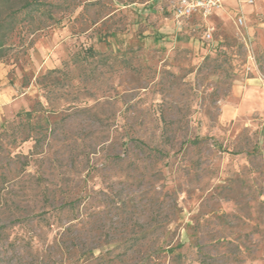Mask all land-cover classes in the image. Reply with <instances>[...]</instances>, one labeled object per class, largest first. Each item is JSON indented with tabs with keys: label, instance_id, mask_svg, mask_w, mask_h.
I'll return each instance as SVG.
<instances>
[{
	"label": "rangeland",
	"instance_id": "rangeland-1",
	"mask_svg": "<svg viewBox=\"0 0 264 264\" xmlns=\"http://www.w3.org/2000/svg\"><path fill=\"white\" fill-rule=\"evenodd\" d=\"M27 1L3 13L0 264H264V4Z\"/></svg>",
	"mask_w": 264,
	"mask_h": 264
},
{
	"label": "built area",
	"instance_id": "built-area-1",
	"mask_svg": "<svg viewBox=\"0 0 264 264\" xmlns=\"http://www.w3.org/2000/svg\"><path fill=\"white\" fill-rule=\"evenodd\" d=\"M158 3H165V11L168 12L178 22L199 16L207 21L217 10L222 7L224 0H155ZM235 1L239 5H255L256 0H229ZM238 24L243 25V18L238 19ZM213 30L207 27L204 40L210 42L213 40Z\"/></svg>",
	"mask_w": 264,
	"mask_h": 264
},
{
	"label": "trees",
	"instance_id": "trees-1",
	"mask_svg": "<svg viewBox=\"0 0 264 264\" xmlns=\"http://www.w3.org/2000/svg\"><path fill=\"white\" fill-rule=\"evenodd\" d=\"M11 2V0H0V60L5 57L6 53V41L7 37L10 33H12L16 26L18 25V21L15 18H3L4 8ZM38 1H27L24 5H22L19 9L17 8L13 12H24L27 15V18L33 15V12L36 10L35 4H37ZM17 6L14 7V9ZM13 9V7H12ZM37 11V10H36ZM14 13V14H15ZM30 116V115H28ZM164 135V134H163Z\"/></svg>",
	"mask_w": 264,
	"mask_h": 264
},
{
	"label": "crops",
	"instance_id": "crops-1",
	"mask_svg": "<svg viewBox=\"0 0 264 264\" xmlns=\"http://www.w3.org/2000/svg\"><path fill=\"white\" fill-rule=\"evenodd\" d=\"M258 4H264V0H256V1H255V5H258ZM255 5H254V6H255ZM233 6H239V4H238L237 2H235V1L224 0V1H223V4H222V7H221L219 10H217L213 16L218 15L219 13L224 12V11H226L227 9H229V8H231V7H233ZM243 6H246V7H253V6H250V5H248V4H243ZM213 16H212V17H213ZM212 17H210V19H211ZM193 18H198V19L203 20V19H202L201 17H199V16H196V17H193ZM208 20H209V19H208Z\"/></svg>",
	"mask_w": 264,
	"mask_h": 264
}]
</instances>
